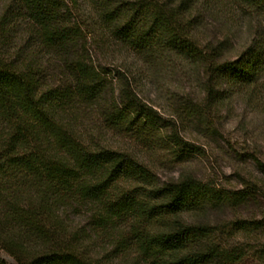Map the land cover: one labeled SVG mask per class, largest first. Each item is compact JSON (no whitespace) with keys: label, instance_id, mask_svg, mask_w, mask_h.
I'll return each mask as SVG.
<instances>
[{"label":"trees","instance_id":"16d2710c","mask_svg":"<svg viewBox=\"0 0 264 264\" xmlns=\"http://www.w3.org/2000/svg\"><path fill=\"white\" fill-rule=\"evenodd\" d=\"M222 2L0 0V264L2 251L18 264H264V205L233 222L240 240H221L203 214L241 198L189 171L161 180L110 141L173 162L196 149L142 96L139 64L199 62L215 106L218 85L254 86L264 39L232 58L228 35L204 30Z\"/></svg>","mask_w":264,"mask_h":264},{"label":"rangeland","instance_id":"374dc122","mask_svg":"<svg viewBox=\"0 0 264 264\" xmlns=\"http://www.w3.org/2000/svg\"><path fill=\"white\" fill-rule=\"evenodd\" d=\"M221 1L216 12L206 17V34L228 35L232 58L249 47H258L264 39V8L244 11L237 0ZM261 60L263 68L252 88L217 86L215 94L220 106L212 104L211 97L203 91L199 62L179 59L152 69L138 65L137 81L142 96L166 119L176 122L182 138L195 144L196 149L186 157L173 162L162 149L151 152L140 143L110 136L113 145L153 164L154 173L161 180L189 171L211 187L227 192L231 199L241 198L239 202L243 205L236 210L217 208L203 214V220L223 229L218 238L225 241L240 240L242 235L234 230L233 222L239 218L244 224H253L264 205V58ZM195 102L201 106L200 110L190 115L187 107ZM1 255L7 264H18L5 251ZM241 264L261 263L249 253Z\"/></svg>","mask_w":264,"mask_h":264}]
</instances>
